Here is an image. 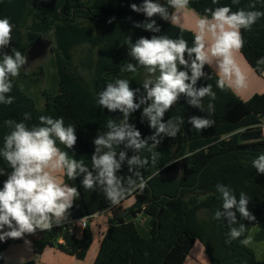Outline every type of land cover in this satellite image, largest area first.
<instances>
[{
  "label": "trees",
  "instance_id": "obj_1",
  "mask_svg": "<svg viewBox=\"0 0 264 264\" xmlns=\"http://www.w3.org/2000/svg\"><path fill=\"white\" fill-rule=\"evenodd\" d=\"M144 2L0 0V19L7 17L14 25L10 44L0 49V63L5 54L14 55L13 49L27 58L36 40L52 33L57 49L58 75L56 93H42L43 108L38 106L25 83L22 86L16 77H10L12 88L4 95L6 99L13 98V102L0 103V153L5 137L14 130L15 123L23 122L31 130L44 126L39 121L41 115L53 119L62 117L65 128H74L77 140L72 148H67L57 139L56 146L67 152L69 160L82 163L95 178L98 170L93 167L92 156L96 149L87 140V132L107 134L111 131L109 121L116 126L127 124L132 130L139 131V139L146 142L140 149L128 147V138L114 142L117 147L114 158L120 164L115 175L126 190L124 198L135 197L131 207L123 209L112 204L105 194V185L98 181L92 189H86L83 180L87 172L77 168L75 177L70 179L66 169L64 171L65 183L78 192L65 218L93 217L112 210L94 264H184L198 242L204 246L210 264H264L240 242L249 237L253 229L256 230L253 242H264V173L253 167V161L264 154V139L258 127L264 118V95L256 94L249 101H243L225 84L221 90L217 86L220 78L205 63L193 88L198 91L211 85L215 99L205 95L199 99L200 106H196L190 103L192 97L179 94L176 103L159 120L168 130L157 134L159 124L152 127L150 118L144 114V109L152 103L147 99L144 87L148 68L131 55V48L140 38L151 39L153 36L184 39L188 48H192L195 34L165 21L160 14L149 18L142 11L132 10V4L142 7ZM152 2L160 4V0ZM224 6L230 7L232 12L264 13V0H189L188 4L196 14L208 19H211L212 11ZM29 15L32 23L25 34ZM152 21L159 31L146 30L144 24ZM240 31L244 40L240 50L242 57L257 75L263 76L264 62L258 61H264V16L249 29L241 28ZM84 45L90 49L81 69L89 75V81L73 66V49ZM194 58V54L189 57L185 53L189 65ZM129 64L135 67V72L126 70ZM191 74L190 71L189 77ZM120 79L128 81L134 92V104L139 105L130 110L127 117L120 109L109 111L99 104L100 94L109 84L117 86L116 81ZM152 86L154 84L149 83V88ZM193 117L211 123L197 131L190 122ZM9 120L13 121L11 126L7 123ZM172 127L176 128L175 136L169 135ZM121 152L125 153L123 161L120 160ZM102 154L104 152L99 153ZM133 156L138 157L140 163L129 165ZM12 171L0 154V190ZM129 178L135 183L129 185ZM141 180L146 185L142 190L138 187ZM220 188H226L237 202L243 192L248 201V212L254 219L242 217L235 206L225 210ZM161 210L163 214L159 218ZM217 211L221 214L219 219L214 218ZM227 211L236 214L235 222L230 221ZM201 212H204L203 219L199 217ZM141 213L149 217V238L142 237L134 220H129ZM240 225L245 226V231L238 239L231 240L230 229H239ZM1 230L9 231L7 225ZM9 242L0 245V262L1 251ZM92 243L93 232L89 227L78 234L59 225L43 232L41 241H35L33 246L37 255L46 248H54L83 261Z\"/></svg>",
  "mask_w": 264,
  "mask_h": 264
},
{
  "label": "clouds",
  "instance_id": "obj_2",
  "mask_svg": "<svg viewBox=\"0 0 264 264\" xmlns=\"http://www.w3.org/2000/svg\"><path fill=\"white\" fill-rule=\"evenodd\" d=\"M168 4L180 10L188 6L189 0H168ZM131 8L133 11L144 12L149 18L156 14L168 18L166 8L153 3L152 0H145L142 7L132 4ZM260 16H264V13L244 10L232 12L228 6L219 7L211 12V19L202 17L198 20L197 34H195L192 48H188L184 39L172 40L165 36H153L151 39L142 37L132 46L131 55L140 65L147 67L150 72H155L157 68L160 71L154 86L149 88L151 81L144 83L147 89V99L152 101L151 105L144 109V114L150 118L152 127L159 124L157 134L168 130L166 125L160 123L159 120L164 112L177 101L179 94L185 93L192 97L190 103L196 106H200L199 99L205 95H210L212 99H215L211 85L202 87L198 91L193 88L197 78L202 75L201 70L204 64L210 63L211 58H218V67L223 77L230 78L235 75V83L243 86L245 76L235 60V53L244 46L240 29H249ZM154 24V21L146 22L144 27L146 30L159 31L158 28H154ZM13 27L9 18L0 19V49L10 44ZM206 36L211 40L207 47ZM13 52L14 55L5 54L3 62L0 63V103L11 104L13 102V98L6 99L4 94L11 91L10 77H18L21 67L26 63V58L19 51L13 49ZM186 52L189 57L195 55L190 65L191 77L187 72L178 71L177 68V62L188 66V61L185 60ZM262 62L264 61H258V63ZM126 70L136 71L131 64ZM188 80L191 83H186ZM116 85L107 86L106 91L100 94L99 104L108 108L109 111L120 109L127 117L129 111L135 110L139 105L134 104V92L130 90L127 80H117ZM217 86L223 90L224 79H220ZM141 103H144V100H141ZM211 108L210 104L209 109ZM39 121L44 126L33 127L31 130L23 122L15 123L14 130L4 140V149L0 154L13 171L4 181L3 189L0 190V232L5 225L11 230L0 234V240L6 237L21 238L25 233H34L37 228L50 230L53 222L58 224L65 217L67 210L72 207L78 192L75 187L67 186L61 175L56 174H64L66 169V175L71 179L75 177L77 168L81 172H87L82 163L69 160L67 152L61 151L56 146L58 139L67 148H72L77 140L74 128L72 126L65 128L62 117L53 119L51 116L41 115ZM190 122L197 131L208 127L211 123L206 119L196 117L191 118ZM7 123L11 126L13 121L9 120ZM169 124L171 125V122ZM108 127L111 131L106 136L95 140L97 149L96 154L92 156V163L93 167L98 170V175L94 178L91 172H87L83 185L86 189H92L94 183L98 181L105 185L104 191L111 203L119 204L126 190L121 187V181L115 175L120 164L114 158L116 153L111 150L112 144L128 138V147L134 146L140 149L145 146L146 142L139 139V131L132 130L127 124L116 126L109 121ZM169 135H176L175 127H172ZM101 146L108 148L109 151L99 155ZM124 158L125 153L121 152L120 160L123 161ZM128 163L136 165L140 161L138 157L133 156ZM253 167L258 172L264 173V154L253 161ZM136 175L139 176V173ZM128 183L132 185L135 182L129 178ZM145 186L144 181L141 180L138 185L139 189L142 190ZM219 190L223 194L225 210L235 206L242 217L254 219L248 212V201L243 192L237 202L226 188ZM220 215L217 211L214 218L219 219ZM227 216L230 221L235 222L234 212L227 211ZM244 231L245 226L240 225L239 229L231 228L228 236L231 240H236ZM240 242L248 245L251 243V237Z\"/></svg>",
  "mask_w": 264,
  "mask_h": 264
},
{
  "label": "crops",
  "instance_id": "obj_3",
  "mask_svg": "<svg viewBox=\"0 0 264 264\" xmlns=\"http://www.w3.org/2000/svg\"><path fill=\"white\" fill-rule=\"evenodd\" d=\"M160 5L164 6L167 10L168 18H164L161 16L165 21L178 26L180 28H183L185 30L191 31L194 34H197V23L201 16L194 13L191 9L185 7L184 9L177 10L173 8L171 5L168 4V0H160ZM206 47L211 43V40L209 37L206 36ZM235 60L239 68L241 69L242 73L245 76V81L243 86H238L235 83V75L231 76L230 78H225L220 73L219 67H218V58H211L210 63H206L210 69L220 78L224 79V84L231 89V91L238 96L243 101H249L254 95L260 94L264 95V75L259 76L257 75L253 69L247 64V62L242 57L240 51L235 53ZM177 68L179 71H182L184 69H187V74L190 73L191 68L188 62V66L180 65L179 62L177 64ZM113 151H117L116 145L113 146ZM109 149L106 148L105 152H108ZM57 176H62L63 182L65 183L64 174L57 173ZM67 186L70 187L69 184L65 183ZM135 203V197L129 196L120 201L117 206L122 207L123 209L131 207ZM66 215V214H65ZM112 215V210L108 209L106 211L97 213L94 215V217L90 220L89 228L93 231V243L91 245V248L89 249L87 256L85 260L80 261L77 260L74 257L67 256L60 251L54 249V248H46L44 252L38 256V263L39 264H94L95 259L97 257L100 243L105 235V233L108 230V220ZM141 218V223L144 226H148L146 230L149 231L150 235V225H149V217L145 213H141L137 216V218H129V220H134L135 224L136 221ZM67 218H62L61 221ZM60 221V222H61ZM138 231L140 233L139 227L136 224ZM82 233V232H81ZM80 233V234H81ZM41 236L39 234L27 236L24 239L31 238L33 243L35 241L39 242L41 241ZM144 237V236H143ZM147 238V237H144ZM23 240V239H22ZM200 244V245H199ZM199 260V261H198ZM184 264H210V260L208 257V254L204 248V246L201 243H196L193 250L191 251L190 255L188 256L187 260Z\"/></svg>",
  "mask_w": 264,
  "mask_h": 264
},
{
  "label": "rangeland",
  "instance_id": "obj_4",
  "mask_svg": "<svg viewBox=\"0 0 264 264\" xmlns=\"http://www.w3.org/2000/svg\"><path fill=\"white\" fill-rule=\"evenodd\" d=\"M31 23H32V17L29 15L25 22V34ZM42 39L44 41L49 42V46L46 52L36 59L27 57L26 63L20 69L21 76L16 77V80L19 82V84H21L22 86L23 85L25 86V84L27 85L26 88L28 92L37 101V104L40 108H43L45 104V99L42 93L44 91H47L48 93L55 94L57 91V84H58V75L56 70L57 49L55 45L54 35L50 33L48 36H43ZM89 49L90 47L88 45H84L77 47L72 51L74 69L79 71L86 81H89L90 77L88 74H84L82 72L81 63L83 62L85 57H87V55L89 54ZM182 71L187 72V69H184ZM159 75H160L159 70H157L156 72H150L148 70V73L145 76V82L151 81L152 84H155ZM102 136H106V134L102 132H91V131H88L86 134L87 140L91 145L94 146L95 149H97L95 140ZM113 146H115L114 142H113ZM105 149L106 148L101 146L100 152H105ZM199 217L203 219L204 212H201L199 214ZM136 224L139 227L141 236L149 238L150 236L149 231H147L148 230L147 228L149 227L144 226L141 223V218L136 221ZM255 231H256L255 229L251 231L249 235V237H251V243H249L246 246L254 252L255 257L257 258L258 261L264 263V242L261 243L253 242L252 237ZM22 239L10 241L9 244L7 245V248L1 251L2 261L0 262V264H23L29 261H33L35 262V264H39L37 259L38 256L34 252L33 241L31 240V238H27V239L22 238Z\"/></svg>",
  "mask_w": 264,
  "mask_h": 264
},
{
  "label": "built area",
  "instance_id": "obj_5",
  "mask_svg": "<svg viewBox=\"0 0 264 264\" xmlns=\"http://www.w3.org/2000/svg\"><path fill=\"white\" fill-rule=\"evenodd\" d=\"M258 127L261 129L263 139H264V118L262 119V121L258 125ZM93 217H83V218H77V219L67 218V219H64L63 221H61L60 222L61 224H57V223L53 222L52 228H55L59 225H64V226H66V228L69 230L70 233L80 234L81 232H83V230H85L89 227L90 220ZM7 230L10 231L11 229H9L7 226ZM45 231H47V230H41V229L37 228L34 233H32V234L25 233L21 238L13 239V238H7L6 237L4 240H0V245L4 244L7 241L22 239V238H25L27 236L35 235V234H42ZM3 232H5V231L1 230L0 234H2Z\"/></svg>",
  "mask_w": 264,
  "mask_h": 264
},
{
  "label": "water",
  "instance_id": "obj_6",
  "mask_svg": "<svg viewBox=\"0 0 264 264\" xmlns=\"http://www.w3.org/2000/svg\"><path fill=\"white\" fill-rule=\"evenodd\" d=\"M49 46V42L44 41L42 38L36 40V42L31 46L27 53L28 58L36 59L42 54H44ZM124 124V122L122 123ZM163 210H161L159 218L162 217Z\"/></svg>",
  "mask_w": 264,
  "mask_h": 264
}]
</instances>
